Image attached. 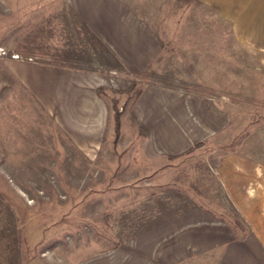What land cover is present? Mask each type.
<instances>
[{
  "label": "rangeland",
  "instance_id": "rangeland-1",
  "mask_svg": "<svg viewBox=\"0 0 264 264\" xmlns=\"http://www.w3.org/2000/svg\"><path fill=\"white\" fill-rule=\"evenodd\" d=\"M115 6L159 42L144 71L99 40ZM223 24L205 0H0V264H75L131 237L146 210L198 205L236 238L264 231V67ZM13 56L114 87L98 93L97 138L79 139L92 161L4 68Z\"/></svg>",
  "mask_w": 264,
  "mask_h": 264
},
{
  "label": "crops",
  "instance_id": "crops-1",
  "mask_svg": "<svg viewBox=\"0 0 264 264\" xmlns=\"http://www.w3.org/2000/svg\"><path fill=\"white\" fill-rule=\"evenodd\" d=\"M205 1L219 4L220 18L237 49L264 67V0ZM114 8L98 26L99 40L124 71H144L158 55L159 42L143 22ZM3 63L34 104L40 106L58 137L63 133L67 144L70 140L92 161L94 151L79 139L97 138L107 114L98 93L102 87H114L102 84L99 75L70 66L17 58ZM175 105L180 107L181 122L188 123L186 133L194 131L196 128L186 118L184 101L179 99ZM144 217L150 220L144 226H135L131 237L75 264H264V231L260 229L236 238L226 225L198 205L171 212L146 210Z\"/></svg>",
  "mask_w": 264,
  "mask_h": 264
},
{
  "label": "bare ground",
  "instance_id": "bare-ground-1",
  "mask_svg": "<svg viewBox=\"0 0 264 264\" xmlns=\"http://www.w3.org/2000/svg\"><path fill=\"white\" fill-rule=\"evenodd\" d=\"M12 58H13V59H15V58H16V56H13Z\"/></svg>",
  "mask_w": 264,
  "mask_h": 264
}]
</instances>
